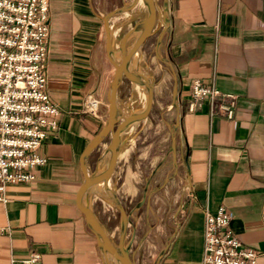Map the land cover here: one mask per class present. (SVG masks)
Listing matches in <instances>:
<instances>
[{"label":"crops","instance_id":"crops-1","mask_svg":"<svg viewBox=\"0 0 264 264\" xmlns=\"http://www.w3.org/2000/svg\"><path fill=\"white\" fill-rule=\"evenodd\" d=\"M135 3L49 0L45 92L61 114L58 129L38 150L46 162L32 171L34 179L6 187V202H0V228L7 229L0 235V264H25L33 254L39 259L32 264H104L77 195L85 174L102 172L108 159V141L90 147L105 121L110 60L138 41L135 28L147 16ZM153 35L149 49L128 57L120 73L121 110L131 103L128 115L142 111L144 78L151 82L152 102L147 117L120 135L116 198L120 203L136 196L135 206L148 208L156 199L151 193L175 187L169 220L174 227L162 230L166 242L153 264H191L192 254L200 264L203 213L219 208L228 213V227L240 244L256 253V264H264V0H156ZM195 81L218 95L189 111ZM89 95L98 102L94 115L83 111ZM230 104L228 119L220 107ZM157 121L169 145L164 151L147 146V159L137 156L130 182L129 152L140 137L135 133ZM111 189L109 181L105 191L97 184L86 193L83 204L99 222L95 202L100 191L111 204Z\"/></svg>","mask_w":264,"mask_h":264},{"label":"built area","instance_id":"built-area-1","mask_svg":"<svg viewBox=\"0 0 264 264\" xmlns=\"http://www.w3.org/2000/svg\"><path fill=\"white\" fill-rule=\"evenodd\" d=\"M49 36V0H0V202H6L7 185L34 179L32 171L46 162L38 150L58 129L61 111L45 92ZM190 95L187 108L193 111L218 93L195 81ZM97 105L87 96L84 113L94 115ZM220 108L229 119L232 104ZM228 224L224 209L204 211L200 264H256V253L240 244ZM6 231L0 228V235ZM38 259L33 254L25 264Z\"/></svg>","mask_w":264,"mask_h":264},{"label":"water","instance_id":"water-1","mask_svg":"<svg viewBox=\"0 0 264 264\" xmlns=\"http://www.w3.org/2000/svg\"><path fill=\"white\" fill-rule=\"evenodd\" d=\"M143 1L146 3L148 8L147 16L143 22L145 25L144 31L139 37L138 41L128 51H120L119 55L114 60H110L112 70L106 96L107 107L105 111V121L102 125L99 134L95 138L92 147H90V149L94 148L103 140L108 141L109 155L106 161L105 168L102 172L98 173L97 175L85 174V181L77 195V207L80 211V214L85 219V221L87 222V224L98 239L104 264H108L104 259L105 252L110 253L111 257L116 261L117 264H133L131 257L128 255L127 252L128 244L126 246L124 245L126 228L128 226V216L116 198L114 172L116 162L120 155L123 145V142L120 140V135L132 124L138 123L147 117L152 102V85L148 79H143L142 85L145 88L146 93L145 104L142 111L135 115H126L119 110V108L117 107L116 92L120 80V73L125 65L126 59L135 53H137V55H141L145 51L150 41V38L152 37L154 32V22L156 17V0ZM104 23L106 49L109 50L110 43L106 26V19H104ZM160 38L161 35L157 37L156 43L159 42ZM175 95L176 89H174L173 91V97H175ZM116 111H118L119 117L117 120L114 119ZM119 121L120 123L117 124V122ZM176 126H178V120L176 122ZM109 181H111L112 183V189L110 190L108 197L111 201V204L114 206L119 215V229L116 244L112 243L107 233L105 232V228L83 204L86 193L91 187L97 184H102L103 189L105 191L106 184Z\"/></svg>","mask_w":264,"mask_h":264},{"label":"rangeland","instance_id":"rangeland-1","mask_svg":"<svg viewBox=\"0 0 264 264\" xmlns=\"http://www.w3.org/2000/svg\"><path fill=\"white\" fill-rule=\"evenodd\" d=\"M158 1L160 2V0ZM154 36L155 35H152V37L150 38L145 51L149 49L150 45L153 43ZM144 68L147 69L146 66ZM139 103L144 105L143 99ZM129 104L128 109L122 110V112L126 115L132 112V105H134L131 103ZM154 110V114L158 113L157 109ZM170 113V117H173L172 111H170ZM118 123L119 122H117V124ZM142 128L143 126L140 127L139 131L135 133L136 136L139 133L140 137L139 140H136L134 144L135 146H133V148L129 152L130 154L128 162L130 165L131 173H129L128 180L130 182L131 180H133V174L136 173L137 156H145V158L147 159L149 151L146 150L147 146L153 145L152 149L157 151H164V149H167L169 145L168 139L164 140L166 131L158 121L153 124L151 128L145 130L143 134H141ZM146 159L144 160V169L146 172H144L143 174V177L145 178L147 177V172L150 170ZM161 181L162 180L160 178V180H158V183ZM129 192L131 193V191ZM152 194H154L153 197L155 196L156 199L148 208L145 205L136 207V196L133 199H124V197L120 199V205L122 206L126 214L128 213V226L126 228L124 245L126 246L128 244L127 252L131 257L133 264H153L154 262H156L158 260V252L160 251V249H162L166 242L162 230L167 231L169 229L171 231L172 227H174L171 222L172 220L170 222L169 220L170 216L173 215L176 207V202H174L176 195L175 187L171 186L170 189L166 190L165 192H161L160 194L156 193V191H154V193H151V195ZM101 195L102 193L99 191L98 199L95 202V210L99 215L100 223L105 228V232L107 233L108 237L113 244H116L119 229V215L114 206L105 201L104 194L103 197H101ZM145 211L148 212V215L144 219ZM132 229L136 230L135 234L132 233ZM107 256L111 257L109 253H107ZM190 258L191 264H196V254H192Z\"/></svg>","mask_w":264,"mask_h":264},{"label":"bare ground","instance_id":"bare-ground-1","mask_svg":"<svg viewBox=\"0 0 264 264\" xmlns=\"http://www.w3.org/2000/svg\"><path fill=\"white\" fill-rule=\"evenodd\" d=\"M131 4V3H130ZM137 6L139 8H141V10L143 9V11L147 14L148 12V8H147V5L146 3L143 1V0H136V3ZM144 23H141L140 25L136 26L135 28V33L138 34V35H142L143 31H144ZM140 72V71H139ZM118 107V105H117ZM119 108V107H118ZM120 111H122L120 108H119ZM119 117H118V111H116L115 115H114V119L117 120ZM107 156L109 155V151H108V148H107ZM124 152V151H123ZM107 253L108 252H105L104 254V259L105 261L108 263V264H116V261L112 258V257H109L107 256ZM110 254V253H109Z\"/></svg>","mask_w":264,"mask_h":264}]
</instances>
